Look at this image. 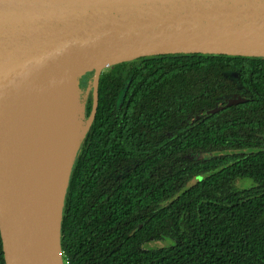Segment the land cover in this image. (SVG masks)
I'll use <instances>...</instances> for the list:
<instances>
[{
	"label": "trees",
	"instance_id": "1",
	"mask_svg": "<svg viewBox=\"0 0 264 264\" xmlns=\"http://www.w3.org/2000/svg\"><path fill=\"white\" fill-rule=\"evenodd\" d=\"M235 94L244 101L227 105ZM83 102L87 117L92 91ZM239 177L255 185L233 188ZM162 236L175 244L142 247ZM60 244L69 264H264V57L159 54L103 68Z\"/></svg>",
	"mask_w": 264,
	"mask_h": 264
},
{
	"label": "water",
	"instance_id": "2",
	"mask_svg": "<svg viewBox=\"0 0 264 264\" xmlns=\"http://www.w3.org/2000/svg\"><path fill=\"white\" fill-rule=\"evenodd\" d=\"M175 53L264 57V0H0L4 264H63V202L80 139L95 115L100 71L143 56ZM90 71L93 104L85 117L78 85ZM65 83L73 85L86 126L76 137L54 217L31 181L21 132L31 97H54ZM243 101L235 94L226 104Z\"/></svg>",
	"mask_w": 264,
	"mask_h": 264
},
{
	"label": "bare ground",
	"instance_id": "3",
	"mask_svg": "<svg viewBox=\"0 0 264 264\" xmlns=\"http://www.w3.org/2000/svg\"><path fill=\"white\" fill-rule=\"evenodd\" d=\"M72 86L63 84L51 98L35 93L21 132L31 181L48 214L54 217L76 137L86 126Z\"/></svg>",
	"mask_w": 264,
	"mask_h": 264
},
{
	"label": "rangeland",
	"instance_id": "4",
	"mask_svg": "<svg viewBox=\"0 0 264 264\" xmlns=\"http://www.w3.org/2000/svg\"><path fill=\"white\" fill-rule=\"evenodd\" d=\"M91 74L86 76V78H84L82 84L81 82H79L78 85V92H79V97L81 98V100H83V98L86 96V94L89 91L93 90V76L94 73L92 71H90ZM195 179H192L189 184H193L195 183ZM255 182L248 177H239L236 178L232 181V186L233 188L236 189H242V188H249L251 186H254ZM176 239L174 237L171 236H162L160 238H152L149 239L145 242L142 243V247L143 248H158V247H167V246H171L173 244H175Z\"/></svg>",
	"mask_w": 264,
	"mask_h": 264
},
{
	"label": "built area",
	"instance_id": "5",
	"mask_svg": "<svg viewBox=\"0 0 264 264\" xmlns=\"http://www.w3.org/2000/svg\"><path fill=\"white\" fill-rule=\"evenodd\" d=\"M61 256H62L63 264H69L68 258H66V257L63 256L62 251H61Z\"/></svg>",
	"mask_w": 264,
	"mask_h": 264
},
{
	"label": "flooded vegetation",
	"instance_id": "6",
	"mask_svg": "<svg viewBox=\"0 0 264 264\" xmlns=\"http://www.w3.org/2000/svg\"><path fill=\"white\" fill-rule=\"evenodd\" d=\"M227 98H228V97H225V98H224V101H225V102H226Z\"/></svg>",
	"mask_w": 264,
	"mask_h": 264
}]
</instances>
